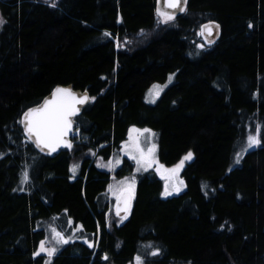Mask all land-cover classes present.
Here are the masks:
<instances>
[{"label":"trees","instance_id":"trees-1","mask_svg":"<svg viewBox=\"0 0 264 264\" xmlns=\"http://www.w3.org/2000/svg\"><path fill=\"white\" fill-rule=\"evenodd\" d=\"M156 2L0 0V264H127L144 242L161 250L145 264H264V143L233 164L248 125H264V0H187L168 26ZM207 22L221 29L212 46L199 33ZM141 30L145 44L119 49ZM170 76L147 104L149 86ZM59 85L95 100L76 118L73 148L48 158L20 118ZM132 126L157 134L164 166L193 157L181 194L163 199L161 180L145 174L130 217L115 221L101 201L110 175L92 153L108 158ZM51 218H71L81 237L46 263L33 255L45 236L36 224Z\"/></svg>","mask_w":264,"mask_h":264},{"label":"snow or ice","instance_id":"snow-or-ice-1","mask_svg":"<svg viewBox=\"0 0 264 264\" xmlns=\"http://www.w3.org/2000/svg\"><path fill=\"white\" fill-rule=\"evenodd\" d=\"M157 4L158 7L156 9V14L159 17L158 23L162 22L167 24L176 19L175 10L178 9L180 12L185 11L187 0H157ZM52 6H55V4ZM169 9L172 11H169ZM2 22L3 21L0 20V23ZM213 26L219 28V25H215L214 22H209L208 25H201V34H204L206 31L208 35H211ZM141 34H143V30H141ZM104 35L111 36L112 34L106 32ZM125 42L127 43V41ZM199 47H203V45H199ZM169 80H171V76L169 77ZM153 87L160 88L161 86L154 85ZM164 87H166V85ZM89 100H95V97H89L86 91L83 95H80L73 92L70 87H57L51 93V97H46L40 105L29 108L27 112L24 113L21 123L24 124L25 132L29 138H35L36 146L41 148V151L46 148L49 150L48 154H51L52 152H56L57 149L61 147V145L71 148L72 144L70 141H68L67 137L70 133L75 136V133H73L74 121L72 117L75 116L80 110L77 105L84 104ZM133 132L137 133V135L133 136ZM144 133L154 135V133H151L150 129H130L129 140L123 143L121 151H124L129 159L135 161L137 165V171H140L141 168L147 170L154 164L158 165V172L163 169L161 175L165 180V191L162 193V195H170L171 193L168 191L169 183L177 181L178 170L183 165L184 160L190 159L192 157V153L189 152L177 165L173 166L172 168H165L163 164H158V162L155 160V144H152L147 148L143 146L148 140V137H143L142 139ZM262 134H264V125H257L252 132H249L246 137L247 148L258 146L261 143H264V135ZM247 148L242 149V151H246ZM92 154L96 155L95 152ZM100 159L103 158L101 157ZM120 162L121 161L119 158H117L116 164L118 165ZM236 163H239V159H237ZM110 165L111 161H109L107 164H97L98 167L102 168L110 167ZM78 168L79 164H73L70 168V171H72L75 175ZM27 179L28 174L25 172L23 173V180L26 181ZM178 182L180 184L183 183V181ZM134 186L135 177H132L131 180H129L128 177H125L122 181H118L115 187L111 184L108 186L109 191L113 192V195L116 197V215L119 216L121 211L125 213V217L122 219L126 218L128 213L129 203ZM175 190L178 192L179 188H176ZM68 224L69 226L73 224L71 218H69ZM51 231L53 234V239L58 245L67 244L69 240H71V237H65L64 233L62 231H58L56 228H52ZM45 245L46 241L41 240L38 251L33 255L39 256L40 253L44 252L49 257H52L57 253L58 249L56 247L48 248ZM92 246V244H89V247ZM148 247H151V245ZM160 251L161 250L158 248L153 249L150 255L156 256L160 253ZM104 259H107L106 255L104 256ZM135 261L136 264H145V258L140 255L135 257Z\"/></svg>","mask_w":264,"mask_h":264},{"label":"rangeland","instance_id":"rangeland-1","mask_svg":"<svg viewBox=\"0 0 264 264\" xmlns=\"http://www.w3.org/2000/svg\"><path fill=\"white\" fill-rule=\"evenodd\" d=\"M35 1H39L40 3H44V4H47L49 6H52L53 4L56 5L60 0H35ZM158 20H159V17H157V25L158 24L159 25L163 24V25H167L168 26L169 24L172 23V22H169L167 24L162 23V22L158 23ZM1 26H2V24L0 23V28H1ZM146 40H147V36L146 35L139 34V36L136 38V43L131 42L130 39L125 40V41H127V43L125 41H123L121 46H119V49H123V50L131 49V47L134 46V45L145 44ZM170 82H171V80H168L164 84H152V85H150L149 88L147 89V91L145 92V96H144L145 102L147 104H154L157 101V99L160 97V95L162 94L163 90L165 89L164 86L166 85V87H167L170 84ZM154 85H158V86H161V87L160 88H154L153 87ZM257 125H259V123L257 121L254 122V123L252 122L245 129V137H244L243 144L241 146L242 148L239 147V150L235 154V157H234V160H233V164L234 165L237 164L236 163L237 159H239V161H240V159L242 158V155L247 150H251V149H254V148L258 147V146H253L251 148H247V142H246L247 135L249 134V132H252ZM133 128H135V129H145V128H139V127H134V126L130 127L128 129V131H127L125 140L120 144V146L117 149L114 150V152L108 158L105 159V158L102 157L103 159H100L101 157H97L96 155H93L92 156L93 159L91 161L96 165V167H98L97 166L98 163L107 164L109 161H111L110 167H105V168L98 167V168L100 170H103V171L109 173V175H110L109 185L111 184L114 187L117 185L118 181H122L125 177H128L129 180H131L132 177H135V184H136V181L139 179V177H141V176H143L145 174L152 173L157 178H159L161 180V182H162L161 197L163 199L171 198L173 196H177V195L181 194L183 192L184 188H185V182H184V180L182 178L181 172H182L183 168L185 167V165L192 160L193 154H192V157L190 159L184 160L183 165L178 170L177 181L169 183L168 191L171 194L167 195V196H164V195H162V193L165 191V180L162 178V175H161V172H163V169H161V171L158 172L157 171V166L158 165L154 164L152 167H149L147 170H144L143 168H141L140 171H137V165H136L135 161L129 159L128 156L125 154V152L121 151L123 143L125 141L129 140V130L133 129ZM151 133H154V135H151L149 133H144L143 134L142 139H143V137H148L147 143L144 144L143 146L145 148H147V147H150L152 144H155V160L158 162V164H161L160 161L158 160L157 134L154 131H152V130H151ZM132 135L136 136L137 133L133 132ZM78 140L79 139H76L75 143ZM245 148H247V150L246 151H242V149H245ZM187 154H185L182 158H184ZM117 158H119V160L121 161L120 164H118V165L116 164ZM125 159L128 161V164L131 166L130 167V171H129L130 173L124 175L123 177L122 176L121 177H117L116 176V172L118 170H120L121 167H123V163H124ZM181 159L175 165H177L181 161ZM73 164H79V161L77 159H75L73 162H71L70 163V168L72 167ZM175 165H173V166H175ZM165 168H172V167H166L165 166ZM25 172H27V174H28L27 169H23V171L21 172L20 178H19V182L17 184V187H18L19 191L25 190L27 188V186H28V183H29V176H28V179L26 181L23 180V173H25ZM70 172L72 173V175H71L72 177H75L77 175V171H76L75 175L73 174L72 171H70ZM178 181H183V183L180 184ZM176 188H179L178 192L175 190ZM101 198H102V200H101L102 203H104V204H106V206H108L107 209L109 210V212L107 213V217L112 219V220L117 221L118 218H116L114 216V213H113V210H114V199L116 198L115 195H113V192L109 191V188H107L106 191L101 195ZM59 220H60V218H51V219H47V220L40 219V220L37 221V224H36L37 229H42L44 234H45L44 238L42 239V240L46 241V245L45 246L48 247V248L56 247L58 249V251H60V249L64 246V244L63 245L56 244V241L53 239V234H52V231H51L52 228H56L58 231H62L64 233L65 237H71V239L74 238L73 240L81 237V235H77V234H79L78 229H80V227H78V225L73 223L71 225L72 226L71 227L68 224V220L69 219H67V221H65V223H63L62 221H59ZM116 223H119V222H116ZM90 237L93 238L92 236H90ZM73 240H69L68 243H72ZM88 243L90 244L91 242L89 241ZM39 244H40V242L38 243L35 252L38 251ZM149 244L150 243H146V242L140 243L139 246H138V250L136 252V255L127 264H136L135 257L137 255H140V256L144 257L145 258V263L147 262L148 259H150V257H153L152 255H150V253L153 251V249L151 248V247H153L152 246L153 244L151 243V247H148ZM40 255L44 256L46 263L50 262L51 258L53 257V256L49 257L44 252L40 253ZM104 256L105 255L102 256L101 261L105 260Z\"/></svg>","mask_w":264,"mask_h":264},{"label":"water","instance_id":"water-1","mask_svg":"<svg viewBox=\"0 0 264 264\" xmlns=\"http://www.w3.org/2000/svg\"><path fill=\"white\" fill-rule=\"evenodd\" d=\"M160 6H162V5H160ZM157 7H158V4H157V2H156V9H157ZM169 11H172V10L169 9ZM175 11H176V17L179 16V15L182 13V12H180L178 9L175 10ZM208 24H209V22L204 23V24H202V25H208ZM214 24H215V25H218V24L215 23V22H214ZM201 31H202V29H201V26H200V35H201V37H202L204 43H205L207 46H210V45L212 46V45H214L215 43H217V41H218V39H219V37H220V33H221L220 26H219V28H216L215 26H213V27H212V34H211V35H208V33H207L206 31L204 32V34H201ZM57 87H61V88H69V87H70V88L72 89L73 92L78 93V94H80V95H83V94L85 93V91H86V90L74 89L72 85H59V86H56L54 89H56ZM54 89H53V90H54ZM53 90H52V91H51L46 97H51V93L53 92ZM86 92H87V95H88L89 97H91L90 94H89V92H88V91H86ZM46 97H45V98H46ZM45 98H44V99H45ZM44 99H43V100H44ZM43 100H42L39 104H37V105H35V106H33V107H36V106L40 105V104L43 102ZM90 103H91V100L85 102L84 104L77 105V107H78L80 110H79V112H78L75 116L72 117V119H73V121H74V123H73V132H74V130H75V129L77 128V126H78V123L76 122V118L81 114V112H82V111H83V110H84V109H85ZM31 108H32V107H31ZM27 110H28V109H27ZM27 110H26L25 112H27ZM25 112H24V113H25ZM24 113L22 114V116H21V118H20V126H21V129H22L23 135H24L25 138L29 141V143H30V144L36 149V151H37L38 153H40L41 155H43V156H45V157L53 158V157L57 156L59 153L69 152V151L72 149V147H73V144H72V141H71L72 133H70V134L68 135L67 139H68V141H70L71 144H72V147H71V148H68V147H65V146L61 145V147L58 148L56 152H52L51 154H48V151H49V150L46 149V148H45L43 151H41V148H38V147L36 146L35 138H34V137L29 138V136H28L27 133L25 132L24 124L21 123V121L23 120ZM131 202H132V198L130 199L128 213H129V211L131 210ZM128 213H127V214H128ZM114 214H115V216L118 217V218H123V217H125V213H124L123 211H121V213H120L119 216L116 215V205H115V207H114Z\"/></svg>","mask_w":264,"mask_h":264}]
</instances>
